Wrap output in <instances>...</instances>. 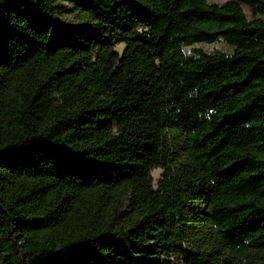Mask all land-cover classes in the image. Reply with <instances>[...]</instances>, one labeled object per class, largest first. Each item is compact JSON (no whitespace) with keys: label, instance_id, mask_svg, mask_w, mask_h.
Segmentation results:
<instances>
[{"label":"trees","instance_id":"1","mask_svg":"<svg viewBox=\"0 0 264 264\" xmlns=\"http://www.w3.org/2000/svg\"><path fill=\"white\" fill-rule=\"evenodd\" d=\"M0 264H264V0H0Z\"/></svg>","mask_w":264,"mask_h":264},{"label":"rangeland","instance_id":"2","mask_svg":"<svg viewBox=\"0 0 264 264\" xmlns=\"http://www.w3.org/2000/svg\"><path fill=\"white\" fill-rule=\"evenodd\" d=\"M227 0H208L210 3H217L222 4ZM247 16L250 18L251 13L247 8H244ZM65 19L71 20L72 16L67 15L64 17ZM123 47L122 44H118L117 48L121 50ZM185 52L190 53L191 50H202L204 52L212 53V52H221V53H230L232 51V48L223 40H218L213 43H195L191 45L190 47H185ZM161 170L160 169H154L152 171V177L154 180H156L160 176Z\"/></svg>","mask_w":264,"mask_h":264}]
</instances>
